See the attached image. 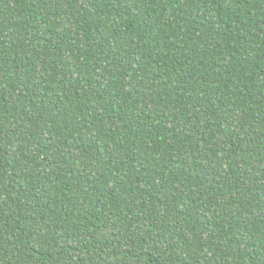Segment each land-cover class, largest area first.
<instances>
[{"label": "trees", "instance_id": "obj_1", "mask_svg": "<svg viewBox=\"0 0 264 264\" xmlns=\"http://www.w3.org/2000/svg\"><path fill=\"white\" fill-rule=\"evenodd\" d=\"M0 264H264V0H0Z\"/></svg>", "mask_w": 264, "mask_h": 264}]
</instances>
